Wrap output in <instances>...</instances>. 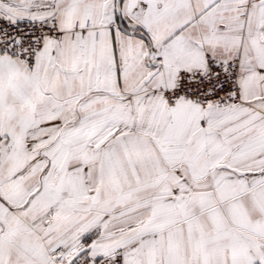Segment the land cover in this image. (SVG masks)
<instances>
[{"label":"snow or ice","instance_id":"snow-or-ice-1","mask_svg":"<svg viewBox=\"0 0 264 264\" xmlns=\"http://www.w3.org/2000/svg\"><path fill=\"white\" fill-rule=\"evenodd\" d=\"M0 264H264V0H0Z\"/></svg>","mask_w":264,"mask_h":264}]
</instances>
